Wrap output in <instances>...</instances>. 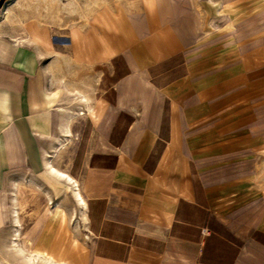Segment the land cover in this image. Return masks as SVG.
Instances as JSON below:
<instances>
[{
    "label": "crops",
    "instance_id": "1",
    "mask_svg": "<svg viewBox=\"0 0 264 264\" xmlns=\"http://www.w3.org/2000/svg\"><path fill=\"white\" fill-rule=\"evenodd\" d=\"M263 16L264 0H4L0 223L18 177L61 180L84 201L66 264H264Z\"/></svg>",
    "mask_w": 264,
    "mask_h": 264
},
{
    "label": "rangeland",
    "instance_id": "2",
    "mask_svg": "<svg viewBox=\"0 0 264 264\" xmlns=\"http://www.w3.org/2000/svg\"><path fill=\"white\" fill-rule=\"evenodd\" d=\"M89 1L92 5L98 0ZM57 182V187L49 190L36 187L31 181L27 184L34 191L21 192V178L15 180L7 194L8 207L3 210L7 217L0 223V264H42L22 255L21 247L26 253L66 264L62 245L70 238H84L85 225L82 206L74 199L71 186L61 180Z\"/></svg>",
    "mask_w": 264,
    "mask_h": 264
},
{
    "label": "bare ground",
    "instance_id": "3",
    "mask_svg": "<svg viewBox=\"0 0 264 264\" xmlns=\"http://www.w3.org/2000/svg\"><path fill=\"white\" fill-rule=\"evenodd\" d=\"M48 165H50V164H48ZM50 168L52 167V166H49ZM55 169V168H54ZM50 170V171H53V172H57L56 170ZM49 170V169H48ZM59 173L62 175V176H64V177H66L67 175H65L63 172H60L59 171ZM59 175V174H58ZM69 177V176H68ZM67 178V177H66ZM65 178V179H66ZM69 179V178H68ZM64 182V181H63ZM67 182V181H66ZM69 184H71V186H72V183H69ZM74 184H76V183H74ZM73 187V186H72ZM75 188H77V186H75ZM72 191H74L73 189H72ZM74 194H75V196H76V198L78 199V202L80 203V204H83V198H81V196H80V194H79V192L77 191V189L74 191ZM15 216H16V214H15ZM19 250L21 251V254L22 255H24V256H26L29 260H32V261H34L35 260V262H40V263H42V264H61L60 262H56V261H54L53 259H51V258H49V257H44V256H42V255H40V254H36V253H32V252H29V253H26L25 252V250L21 247V248H19ZM33 263V262H32Z\"/></svg>",
    "mask_w": 264,
    "mask_h": 264
},
{
    "label": "water",
    "instance_id": "4",
    "mask_svg": "<svg viewBox=\"0 0 264 264\" xmlns=\"http://www.w3.org/2000/svg\"><path fill=\"white\" fill-rule=\"evenodd\" d=\"M3 2H4V0H0V7H1V5L3 4Z\"/></svg>",
    "mask_w": 264,
    "mask_h": 264
}]
</instances>
